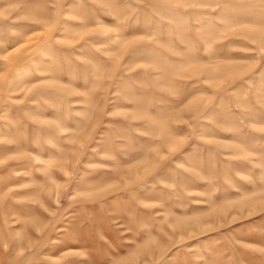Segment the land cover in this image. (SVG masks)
Instances as JSON below:
<instances>
[{
    "label": "rangeland",
    "instance_id": "374dc122",
    "mask_svg": "<svg viewBox=\"0 0 264 264\" xmlns=\"http://www.w3.org/2000/svg\"><path fill=\"white\" fill-rule=\"evenodd\" d=\"M0 264H264V0H0Z\"/></svg>",
    "mask_w": 264,
    "mask_h": 264
}]
</instances>
